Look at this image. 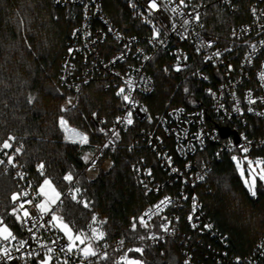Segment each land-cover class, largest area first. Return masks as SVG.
Instances as JSON below:
<instances>
[{"label":"built area","instance_id":"built-area-1","mask_svg":"<svg viewBox=\"0 0 264 264\" xmlns=\"http://www.w3.org/2000/svg\"><path fill=\"white\" fill-rule=\"evenodd\" d=\"M122 2L127 7L130 22L138 23V34H127L119 29L105 13L103 0L54 2L58 7L80 10V21L68 36L59 69V85L70 93L65 107L77 106L84 88L91 83L113 91L120 106L110 120L95 115L100 140L91 148H86L87 144L79 146L83 167L52 211L57 212L67 201L76 200L72 196H76L75 182L79 177L95 182L101 174L109 173L116 165L118 151L123 148L132 155L130 168L149 200L136 225H140L139 218L149 209L155 213L151 218L145 216L147 227L140 225L150 231L146 239L150 245L179 239L183 245L182 264H237V258L239 264H264V234L246 256L230 253L227 236L208 214L199 192L214 164L222 162L226 155H236L246 166L247 160H264V153L254 155V152H264V137L251 133V119H264V115L257 114L264 113V103L260 102V98H264V80L261 79L264 74V44L261 43L264 41V27H261L264 26V0H184L183 5L180 0H157L160 8L151 13L145 0ZM174 7L177 12L171 11ZM252 9H256L255 16ZM194 12L201 14L200 22L184 25V19ZM153 27L159 30L155 40ZM210 28H216L217 32H211ZM209 40L214 41L213 46H203ZM251 45L256 46L254 52ZM214 52L221 55L206 59ZM249 53H252L250 63L246 59ZM159 54L165 76L194 69L191 74L194 87L185 104L169 107L154 116L146 98L156 91L150 67ZM178 58L179 71L176 70ZM121 87L126 94L130 91L134 104L124 102L122 95H117ZM249 92L257 103L247 102ZM237 100L240 111L234 110ZM249 107L253 111L249 112ZM129 111L132 112L131 125L124 122ZM118 118L121 119L118 121ZM11 144V149L0 150V160L4 161L0 168L3 173L12 175L18 192L28 193L21 199L33 200V204H25V208L38 220L40 213L34 205L39 203V195L20 163L21 144ZM241 146L248 147L249 151L244 153ZM16 148H20L19 153L15 152ZM85 155L89 157L88 163L83 160ZM8 156L15 157V167L7 163ZM166 197L170 198V203L162 205V210L157 212L154 206ZM19 203L20 200L16 201ZM20 215L23 216V210ZM50 218L51 213L44 216V222ZM32 222V219L27 224L19 222L20 236L8 225L17 240H0V264H39L46 255V247L40 245L55 249L50 254V264H127L122 257L130 259L128 250L142 248L128 247V240L119 238L95 243L93 249L97 255L85 258L76 250L70 253L60 250L68 241L58 228L39 227L38 223L37 228H33L37 239L32 240V233L28 231ZM161 225H167V231ZM19 240H28V246L17 251ZM143 240L138 238L140 242ZM5 247L7 255L3 254ZM35 252L39 255H28Z\"/></svg>","mask_w":264,"mask_h":264},{"label":"trees","instance_id":"trees-1","mask_svg":"<svg viewBox=\"0 0 264 264\" xmlns=\"http://www.w3.org/2000/svg\"><path fill=\"white\" fill-rule=\"evenodd\" d=\"M54 2L0 0V145L9 136L15 137L9 142L21 144L19 160L34 189L37 191L46 176L63 194L70 184L62 177L71 172L75 179L83 161L78 143L66 140L59 118L63 116L69 127L86 134L89 138L86 148H91L101 137L95 115L112 119L120 101L110 89L91 83L84 88L75 108L61 111L70 93L59 85V69L68 36L80 21V10L58 7ZM103 3L105 13L119 29L127 34L139 33L138 23L130 22L122 1L103 0ZM161 57L159 54L150 67L156 91L146 98L154 116L169 107L185 104L194 87L191 75L194 69L165 76ZM29 97L33 98L32 103H28ZM251 127L254 136L264 137V119H251ZM263 153L254 152V155ZM132 160V155L120 148L115 167L95 182L79 177L75 182V188L80 189L76 200L67 201L57 211L74 233L82 230L89 237L95 228L105 233L99 242L124 238L128 247L141 246L142 254L128 253L130 260L141 264H182L183 245L179 239L152 246L146 241L149 230L140 225L133 230L134 218L136 223L149 200L130 168ZM41 163L45 166L44 176L37 170ZM18 191L12 175L0 168V217L20 236V223L11 215V196ZM199 192L208 214L227 236L230 253L240 257L249 254L264 234V186L259 182L256 195L249 193L232 157L226 155L222 162L214 164ZM85 201L88 207H84ZM141 237L145 240L140 242Z\"/></svg>","mask_w":264,"mask_h":264},{"label":"snow or ice","instance_id":"snow-or-ice-1","mask_svg":"<svg viewBox=\"0 0 264 264\" xmlns=\"http://www.w3.org/2000/svg\"><path fill=\"white\" fill-rule=\"evenodd\" d=\"M146 4H147V8L149 13H151L153 10H159L160 5L157 3V0H145ZM181 5L184 4V0H180ZM133 7H135V5H132ZM172 12H177L178 9L177 8H172L171 9ZM253 15H256V9H252ZM180 15H184L183 12H180ZM201 19V14L199 12H194L192 14H189V18L184 19L183 24L184 25H188L190 23H192L193 21L196 23H199ZM147 22H151V21H147ZM173 28L175 29V25H172ZM201 27H203V25H201ZM264 27V26H261ZM233 35H235V32L233 33ZM159 37V30L156 29L155 27H153V39H157ZM214 41H207L204 43L203 46L211 48L213 46ZM262 44H264V41L261 42ZM252 51L254 52L256 49L255 45H251ZM197 51H199V49H197ZM251 54L249 53L246 56V59L249 61V63L251 62ZM221 55L220 52H214L212 53L211 56H208L206 59L211 60L213 57H219ZM147 59V58H146ZM231 68V66H229V69ZM176 70L179 71L180 67H179V58H178V64L176 66ZM206 79V77H205ZM261 79L264 80V74L261 75ZM130 87V91H131V85H129ZM262 87H264V85H262ZM130 91L129 93H125V88L121 87L117 93V95H122L123 101L128 103V104H134L135 102L132 100L131 95H130ZM185 92H188V89L185 88L184 90ZM33 98L29 97L28 99V103H32ZM247 102L249 104H255L257 103V100L252 98V94L251 92H249L247 94ZM260 102L264 103V98H260ZM72 101L71 99H69V105H71ZM221 107H223V105H221ZM70 110L69 108H62L61 111H68ZM235 111H240L239 108V101H236V106L234 107ZM248 111L251 112L253 111V109L251 107L248 108ZM258 115H264V113H257ZM95 115V114H94ZM132 117V112L129 111L127 113V117L124 119V122L128 125H131L133 123V120L131 119ZM121 118H118V121ZM59 125L62 129H64L66 132L68 131V129L65 127L67 125V121L65 120V118L63 116H61L59 118ZM103 131V130H101ZM72 135L71 137L66 136V140L67 139H71L72 143H79V144H87L88 143V136L86 134H82V133H78L76 132L75 129L71 130ZM115 135L118 136V133H115ZM199 138V137H198ZM15 140V137L13 136H9L6 140L3 141L2 143V147H0V150L3 149H11L12 148V144L9 143V141H13ZM105 147H108V145L106 144ZM241 150L244 153H247L249 151L248 147L246 146H241ZM16 153L20 152V148H16L15 149ZM7 155V153H5ZM14 156H8V160L7 163L9 165H12L13 167H15L14 164ZM233 161L237 160L236 156L232 157ZM245 159H247V157H245ZM83 160L85 163H88L89 157L87 155H85L83 157ZM4 161L0 160V164H3ZM248 163V174H249V179H245L244 183L245 185L248 187V190L251 192V194L253 196L256 195V191H255V187H256V178L257 175L259 176V179L261 181H264V160L261 159H257L255 161L252 160H247ZM44 164L41 163L37 166V170L40 173L41 176H44ZM237 168H240V163H237ZM259 168V172H256V169ZM91 170V169H89ZM173 171H176L175 169H173ZM255 173V174H254ZM150 174V172H149ZM241 176H244V171L241 169L240 172ZM23 177L21 176V179ZM203 177H201L202 179ZM63 181L71 184L74 180V175L71 172L66 173L63 177H62ZM76 193L80 192L79 188H75L74 190ZM37 194L43 197V200H41L40 203L35 204L34 207L39 211L40 216L37 219H34L31 217V214L29 213V211L27 210V208H25V204L28 205H32L33 204V200L29 199V200H22L21 197H26L28 196L27 192H14L12 193L11 196V200L14 204V207L12 208V212L11 215L15 216L16 220L18 222H22L23 224H27L29 219H32V227L28 229V231L30 233H32L31 235V239L32 240H36V233L33 232V228H37V224L39 223V227H52V228H58L61 232L64 233V237L67 239L68 243L66 245H62L60 246V250L61 251H66V252H73V250L78 251L79 253H81L85 258H87L88 256H96L97 252L96 250L93 249V245L91 243V240L93 238H95L96 240H100L103 239L105 233L100 231L97 232V229L92 228V236L88 237L86 233H84L82 230H78L76 233H73V230L71 227H69V224L64 223L63 219L61 217H58L56 215V213L54 211H52V205H55L56 202L60 199L61 193L59 191H57L56 187L53 185L52 180L47 178L45 176V178L43 179V182L39 185V188L37 189ZM73 200H75L77 197L75 195L72 196ZM33 199H35V197H33ZM20 200L19 204H16V201ZM170 203V198H165L163 200H161L159 202V204L155 205V209L157 212L161 211L162 208L161 206H167V204ZM89 204L87 201L84 202V207H88ZM23 210V216L20 215V211ZM194 211H195V206H194ZM49 213H51V218L50 220L44 222V216L48 215ZM155 214L153 213L152 209H149L148 212H146L144 214V216H141L139 218V223L141 226L143 227H147V223L145 221V216H148L149 218H151V215ZM93 223H95L96 221V217L93 216ZM192 217L189 216V220L191 221ZM59 221V223H57ZM103 223V222H101ZM91 227V225L89 226ZM133 230H135L136 228V223H135V218H134V223H133ZM162 229L164 231H167V225H161ZM193 227H196V225H193ZM206 228H210V225H205ZM38 230V229H37ZM150 238H155V237H150ZM141 239H144V237H141ZM0 240L3 241H15L17 240V237L12 233L10 227L8 226V224H6L3 220V218H0ZM86 240H88L89 242L86 244ZM77 242H79V244H77ZM19 247L17 248V251H19L20 248H24L25 246H28V240H19L17 241ZM57 241H53V244H56ZM123 243V241H121V244ZM79 245H85V247L80 248ZM40 247H46V255L44 257L43 260L39 261V264H50V260L52 259L51 257V253H53L55 251L54 248L52 247H47L46 245H40ZM128 251H135L138 253H143V249L142 248H135V249H129ZM3 254L7 255L8 254V249L5 247L3 249ZM39 255L38 252L35 253H28L29 256L31 255ZM106 253L104 258H106ZM122 259L126 260L127 264H141L140 261L138 260H130L127 257H122ZM66 264V262H65ZM187 264V262H186ZM237 264H239V258H237Z\"/></svg>","mask_w":264,"mask_h":264},{"label":"rangeland","instance_id":"rangeland-1","mask_svg":"<svg viewBox=\"0 0 264 264\" xmlns=\"http://www.w3.org/2000/svg\"><path fill=\"white\" fill-rule=\"evenodd\" d=\"M119 1H122V0H119ZM67 102H68V100H66V102L63 104V108H67V107H68V106L65 107V104H67ZM75 107H76V106H73L72 108L69 107V109L72 110V109L75 108ZM65 127L68 129L67 132L63 129L64 132H65V137H66V136L71 137V135H72L71 130H73V129H75L76 132H78V133H82V134H84L83 132H81V131H80L79 129H77V128L69 127L68 124H67ZM68 140L71 141V139H68ZM88 143H89V138H88ZM88 143H87V144H88ZM78 145L80 146L81 144L78 143ZM234 156H236V155H234ZM236 157H237V156H236ZM234 163H235V166H236V169H237V173H238V175H239V177H240V179H241V182H242L243 186L248 190V187H247V186L245 185V183H244V180H245V179H249V180H250V178H249V174H248V166H246V164H245L241 159H239L238 157H237V160L234 161ZM237 163H240V168H237ZM241 169L244 171V176H243V177H242L241 174H240ZM256 172H257V173L259 172V168L256 169ZM254 174H255V173H254ZM259 182L264 186V181H261V180L259 179V176L257 175L255 191L257 190V187H258V185H259ZM53 185H54V184H53ZM54 186H55V185H54ZM56 189H57V191H59V192L61 193V191L58 190V188H56ZM248 192L251 193L249 190H248ZM61 196H62V193H61ZM61 196H60V197H61ZM41 200H43V197L39 195V203L41 202ZM58 201H59V200H58ZM58 201L56 202V204L58 203ZM56 204H55V205H56ZM55 205H52V206H51L52 209L55 207ZM55 213H56V215H57L58 217H61L58 211L55 212ZM61 218H62V217H61ZM62 219H63V218H62ZM63 222L66 223V222L64 221V219H63ZM57 223H59V221H58ZM69 227H70V226H69ZM59 231H60V230H59ZM60 232H61V231H60ZM97 232H100V229H97ZM61 233L64 235L63 232H61ZM73 233H74V232H73ZM91 236H92V233L89 235V237H91ZM88 242H89V241L86 240L85 243L87 244ZM98 242H99V240H96L95 238H93V239L91 240V243H92L93 246H94L95 243H98ZM77 244H79V242H77ZM79 247H80V248H83V247H85V245H79Z\"/></svg>","mask_w":264,"mask_h":264},{"label":"water","instance_id":"water-1","mask_svg":"<svg viewBox=\"0 0 264 264\" xmlns=\"http://www.w3.org/2000/svg\"><path fill=\"white\" fill-rule=\"evenodd\" d=\"M224 136H227V133Z\"/></svg>","mask_w":264,"mask_h":264}]
</instances>
